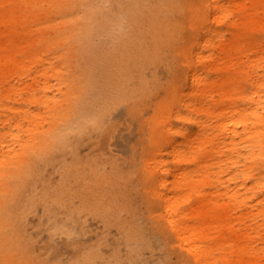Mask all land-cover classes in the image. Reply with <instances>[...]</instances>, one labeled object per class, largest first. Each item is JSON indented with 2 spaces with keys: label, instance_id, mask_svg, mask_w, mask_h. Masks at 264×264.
Here are the masks:
<instances>
[{
  "label": "bare ground",
  "instance_id": "bare-ground-1",
  "mask_svg": "<svg viewBox=\"0 0 264 264\" xmlns=\"http://www.w3.org/2000/svg\"><path fill=\"white\" fill-rule=\"evenodd\" d=\"M154 1L151 10H146L148 0H124L104 14L98 10L97 0H0V100L2 89L17 92L9 79L24 77L27 64L43 59L45 63L36 69L45 75L41 94L36 97L42 110L32 114L28 125L10 124L0 102V123L7 124V129L0 131V264L92 263L97 255L95 246L69 260L56 258L54 263L47 254L33 258L19 209L24 200L19 204L12 193L20 191L22 183L32 184L34 167L37 181L45 164L60 167L63 175L55 198L49 196L53 186L46 181L37 194L45 220L53 231L64 226L70 232L67 224L80 223L83 208L72 207L69 199L81 189L95 199V174L91 172L95 160L78 159V141L87 131L101 129L105 130L102 139L106 147L118 138L127 140L134 112L125 114L122 125L110 128V121L117 109L136 103L144 91L138 59L142 55L158 58L173 29L183 24L192 31L200 28L203 34L197 44L200 48L190 54L182 52L187 68L177 81L180 84L171 87L169 97L157 105L149 122L154 147H149L153 154L143 169L156 209L158 204L157 217L180 254L185 253V264H264V93H259L264 80L256 72V61L249 58L261 43L250 41L235 62L213 59L212 54L204 55L198 49L216 44L229 55L238 47L239 31L230 42L233 48L224 47L222 28L212 26L207 18L213 15L217 24L227 20V2L233 0H195L185 14L173 11L166 25L160 23L163 7ZM241 1L227 29L264 33L263 20L256 22L255 18L259 8L264 14V0ZM123 17L131 18L135 31L111 50L107 58L111 82L95 97L90 95V68L79 71L77 66L80 50L94 34ZM209 35L216 37L214 43ZM146 48L152 52L147 53ZM132 70L137 74L129 85L124 78ZM181 87L186 89L184 94H179ZM179 108L188 114L181 115ZM171 115L181 122L180 127H173ZM2 135L9 141L4 143ZM165 148H169L167 158H157ZM65 149L72 151L66 160L58 155ZM15 164H25L18 187L13 180ZM120 225L126 239L137 243L135 230Z\"/></svg>",
  "mask_w": 264,
  "mask_h": 264
},
{
  "label": "rangeland",
  "instance_id": "rangeland-1",
  "mask_svg": "<svg viewBox=\"0 0 264 264\" xmlns=\"http://www.w3.org/2000/svg\"><path fill=\"white\" fill-rule=\"evenodd\" d=\"M123 1L97 0V8L105 14L114 5ZM155 1L159 7H163L160 15L162 25L170 23L173 11L177 9L180 13L185 14L188 6L195 3V0ZM241 2V0L227 2L230 16L223 22L217 24L213 20V15L207 17L212 26L222 28V45L224 47L226 45L233 48L230 46V42L233 39V34L239 31L238 47H234L229 55L224 49L220 50L216 44L205 49H198V51L204 55L212 54L213 59L220 57L222 62L229 60L235 62L240 50L247 46L250 41L254 40L256 43H261V47L256 52L249 53V58L256 61V72L259 78L264 80V33L262 31L239 30L237 27L227 29L230 21L236 18L238 5ZM245 3L249 4V2ZM151 4L152 0H148L145 3V9L151 10ZM262 10L259 8L256 11V22L261 20L264 22ZM119 21L111 23L104 30L94 34L80 50L81 55L77 66L79 71L87 67L90 68L88 73L93 84L90 95L93 94L95 97L106 91L108 83L111 82V72L107 62L111 50L119 46L125 37H130L135 31L131 18L123 17ZM202 34L200 28L192 31L189 25L183 24L178 29H173L169 40L162 45L158 58L154 60L153 56L150 58V56L142 55L138 59L139 73L144 80V91L139 95L136 103L129 102L117 109L110 121V128L122 125L125 114L128 111L134 112L135 118L133 120L135 121H132L133 128L127 140L121 141L118 138L111 147H106L102 139V132L105 130L101 129L99 131H87L78 141L76 148L78 159L81 161L95 160V169L91 171L95 174V199L91 198L89 192L84 189L69 199L72 207L82 206L83 208L80 223L66 225V228L68 226L71 230L70 232H66L64 226L60 229L59 227L55 228L57 229L55 231L48 227L43 206L39 202V196H37L39 189L47 185L46 182H49L53 186V192L49 196L55 198L57 185L60 184L63 175L62 168L45 164L40 169L41 178L37 181L39 178L35 176L37 167H34L36 172L33 173L32 184L22 183L20 191L14 190L12 197L16 198L19 204L21 200H24L19 209L22 213L23 233L27 234L32 243L33 258L47 254L49 262L54 263L56 258L69 260L73 258L75 253L95 246L97 255L90 264H185L182 256L185 253L180 254V249L171 242V236L164 222L157 217L158 204L156 209V201L151 198V186L146 178L143 169L145 164L143 163L151 159L153 154V151H149V147H154L151 138H149V122L153 119L157 105L169 97L168 92L171 87L180 84L177 81L187 68L182 52L185 51V53L190 54L194 48H200L197 44L201 41ZM209 37L210 42L216 41L214 35H209ZM146 49L147 53L152 52V49ZM204 62L208 63V61ZM42 64L45 65L44 59L35 64H27L24 77L20 80L16 77L9 79V84L17 86L16 93H7L6 89L1 90L0 102L6 107L5 114L10 118V124L16 121L20 127L26 126L29 124L28 120L32 119V114L42 110L40 103L36 101V97L41 94V83L45 77L42 71L36 69H39ZM69 69L72 71L71 67ZM69 69L67 68L68 71ZM136 74L137 71L132 70L130 75L124 78V82L132 85ZM212 77L216 78L215 75ZM48 80L54 82L53 78H48ZM259 91V93H264V88L261 87ZM185 92L186 89L181 87L179 94ZM31 94L34 95L33 98H30ZM215 99L218 97L215 96ZM179 113L181 115L188 114L187 110L182 108H179ZM173 116L171 115L173 127L174 125L180 127L181 122ZM6 127V123H0L1 132L5 131ZM2 138L4 143L9 141L7 136L2 135ZM176 139L179 141V138L176 137ZM129 144L130 147H128ZM149 144L151 145L149 146ZM168 150L169 148L163 149V154L157 158H167L165 153ZM71 154L70 149L58 153L65 160L70 158ZM15 165L16 174L13 180L14 183L16 182L15 186L18 187L23 172L21 170L25 164ZM97 172L102 176L98 175ZM96 176L103 178L104 181L99 182L96 180ZM89 178L90 175H88ZM23 180H26L24 173ZM121 223L127 224L131 231L135 230L133 234L138 238L137 243L132 244V240L126 239V233L121 229Z\"/></svg>",
  "mask_w": 264,
  "mask_h": 264
}]
</instances>
